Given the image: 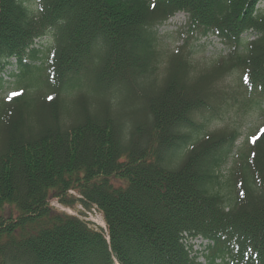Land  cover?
<instances>
[{
  "label": "trees",
  "instance_id": "1",
  "mask_svg": "<svg viewBox=\"0 0 264 264\" xmlns=\"http://www.w3.org/2000/svg\"><path fill=\"white\" fill-rule=\"evenodd\" d=\"M262 1L0 0V264H264V133L221 178L239 131L208 130L264 111ZM207 36L226 54L194 72Z\"/></svg>",
  "mask_w": 264,
  "mask_h": 264
},
{
  "label": "rangeland",
  "instance_id": "2",
  "mask_svg": "<svg viewBox=\"0 0 264 264\" xmlns=\"http://www.w3.org/2000/svg\"><path fill=\"white\" fill-rule=\"evenodd\" d=\"M263 6L264 0L261 2V7ZM184 25L185 22L183 15L182 13H178L168 21H166L163 25L156 28L161 48L166 54L173 52L176 47L180 46L183 43L184 37L180 35V33H182ZM46 43L44 42L43 44L45 45ZM198 44L203 45V47H196L194 54L191 56L194 72H201L208 69L210 63H214L216 60H218V58L225 56L226 54V50H224V47L219 43L218 39L213 36H207L199 40ZM162 74L163 73L161 67L157 71V81L158 78L162 77ZM233 78V76H229L228 78H226L223 81V85H228V82H232ZM24 79L27 80V78ZM33 80L35 81L34 77L29 79V82L32 84L34 83ZM26 83H28V80L26 81ZM13 90L15 89L12 85H7L6 88L0 91V100H3L5 98L7 99V97H9L10 94L14 92ZM233 127L238 129L239 137L234 143L233 149L228 155L225 163L220 168L221 178H225L229 175L237 153L239 152V150L247 146L246 140L251 141L252 137H258L260 135V130L264 128V111L261 112L259 110H251L248 113L242 114L238 110H236L235 107L229 108L224 112V114H222L219 120L213 122L209 126L208 130H222ZM68 194L76 196L75 192L73 191L68 192ZM49 204L55 209L64 211L68 214L77 215L81 219L90 221L96 226L106 228L103 215L96 207H93L89 212H87L78 203H74L72 206H65L59 203L54 198L50 199ZM81 212L85 213L86 215L82 216ZM193 242L194 248L199 250L201 240L197 239ZM200 261L204 264V260L202 258L200 259Z\"/></svg>",
  "mask_w": 264,
  "mask_h": 264
},
{
  "label": "snow or ice",
  "instance_id": "3",
  "mask_svg": "<svg viewBox=\"0 0 264 264\" xmlns=\"http://www.w3.org/2000/svg\"><path fill=\"white\" fill-rule=\"evenodd\" d=\"M15 95H19V93H11L9 98H11V96H15ZM49 99H51V97H49ZM260 132L264 133V128H262L260 130ZM256 139H257V137H252L253 142H255Z\"/></svg>",
  "mask_w": 264,
  "mask_h": 264
}]
</instances>
